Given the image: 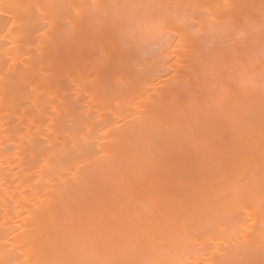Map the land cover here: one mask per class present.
Wrapping results in <instances>:
<instances>
[{"label":"bare ground","instance_id":"1","mask_svg":"<svg viewBox=\"0 0 264 264\" xmlns=\"http://www.w3.org/2000/svg\"><path fill=\"white\" fill-rule=\"evenodd\" d=\"M0 264H264V0H0Z\"/></svg>","mask_w":264,"mask_h":264},{"label":"rangeland","instance_id":"2","mask_svg":"<svg viewBox=\"0 0 264 264\" xmlns=\"http://www.w3.org/2000/svg\"><path fill=\"white\" fill-rule=\"evenodd\" d=\"M121 37H122V36H120V39H119V40H121ZM122 39H123V37H122ZM123 40H125V39H123ZM121 41H122V40H121ZM118 43H119V42H118ZM120 43H121V44H122V43L125 44V43H127V42L125 41V43H124V42L122 41V42H120ZM127 44H128V43H127ZM118 45H119V44H118ZM125 45H126V44H125ZM128 46H131V45L129 44ZM118 47H119V46H118ZM121 47H122V48L124 47V48H123V52L120 51V53L122 52V59H123L124 57H126V56L128 55L127 52H129V49H128V51H127V47H125V46H121ZM121 47H120V48H121ZM120 48H119V49H120ZM122 48H121V49H122ZM126 53H127V54H126ZM129 53H130V52H129ZM199 53H200V52H199ZM199 53H198V54L196 53V54H197L196 57L199 55ZM202 53H203V52H202ZM174 54H175V53H174ZM200 54H201V53H200ZM203 54H204V53H203ZM172 56H173V55H172ZM172 56L169 58V60L172 59L174 62L177 61V60H174V59H176L177 57H175V55H174L173 57H172ZM200 56H202V54H201ZM127 57H128V56H127ZM196 57H195V58H196ZM198 57H199V56H198ZM203 57H204V55H203ZM196 59H197V58H196ZM169 74H171V75L173 76L172 72H171V73L168 72V77H169ZM166 79H167V78H166ZM170 79H171V78H169L167 81H169ZM165 81H166V80L160 81L161 84L163 83L162 85H160L159 82H158L157 84L163 87ZM169 83H170V81H169L168 83L166 82L165 85H166V84H169ZM160 88H161V87H160Z\"/></svg>","mask_w":264,"mask_h":264}]
</instances>
